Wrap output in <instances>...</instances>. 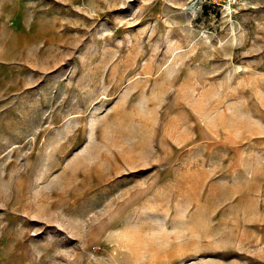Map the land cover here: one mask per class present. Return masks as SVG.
Masks as SVG:
<instances>
[{"label":"rangeland","instance_id":"1","mask_svg":"<svg viewBox=\"0 0 264 264\" xmlns=\"http://www.w3.org/2000/svg\"><path fill=\"white\" fill-rule=\"evenodd\" d=\"M0 264H264V0H0Z\"/></svg>","mask_w":264,"mask_h":264},{"label":"built area","instance_id":"2","mask_svg":"<svg viewBox=\"0 0 264 264\" xmlns=\"http://www.w3.org/2000/svg\"><path fill=\"white\" fill-rule=\"evenodd\" d=\"M202 4L212 5L219 7L226 13L231 14L234 12L242 3V0H198Z\"/></svg>","mask_w":264,"mask_h":264}]
</instances>
